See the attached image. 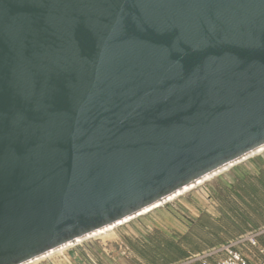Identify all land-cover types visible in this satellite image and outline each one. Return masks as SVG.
Here are the masks:
<instances>
[{"label":"water","instance_id":"water-1","mask_svg":"<svg viewBox=\"0 0 264 264\" xmlns=\"http://www.w3.org/2000/svg\"><path fill=\"white\" fill-rule=\"evenodd\" d=\"M263 146L264 0H0V264Z\"/></svg>","mask_w":264,"mask_h":264},{"label":"rangeland","instance_id":"rangeland-1","mask_svg":"<svg viewBox=\"0 0 264 264\" xmlns=\"http://www.w3.org/2000/svg\"><path fill=\"white\" fill-rule=\"evenodd\" d=\"M261 155L249 160L251 166L247 163L235 166L225 175L205 183L162 207L157 214L167 215L170 220L183 221L184 227L178 225L183 232L190 225L191 227L187 232V236L191 238L188 239L189 243L192 242V235L190 234L201 239L205 238V240L214 239L199 229L198 226L201 227L203 224L211 226L212 222L214 223L213 220H216L212 215L217 213L216 210L230 219L233 216L230 213L232 209L244 211V213L249 211L252 214L247 217L250 224H254L256 227L263 226V217L253 212L252 209L258 205L256 204L257 201L258 203L264 201V176L261 177V180H256L257 173L261 168H264V153ZM251 196H254V199L250 198ZM155 214L152 212L143 218H139V220L117 228L109 235L84 242L80 246L54 254L33 264H132L127 254L122 255V263L119 262L117 242L131 238L133 236L130 231L131 228L134 230L150 228L151 231L153 230L152 232H155L156 227H167L161 222L162 218L166 219V217L163 216L161 219V215L156 218L151 217ZM142 219L146 221H141ZM145 224L149 225L146 227ZM236 226L239 232L249 230L245 225L236 223ZM226 228V237L228 232L232 234L231 238L237 236L233 228L229 230L228 227Z\"/></svg>","mask_w":264,"mask_h":264},{"label":"crops","instance_id":"crops-1","mask_svg":"<svg viewBox=\"0 0 264 264\" xmlns=\"http://www.w3.org/2000/svg\"><path fill=\"white\" fill-rule=\"evenodd\" d=\"M264 172V168H261L257 173V177H260ZM216 210V209H215ZM214 213L216 220H213L211 227H218L220 229L218 235L207 234L214 238L213 240H205L192 235V242H185V235H187L190 225L186 227L183 232L180 227H184L183 221L169 219L167 215L155 214L151 217L156 218L161 215V222L167 227H156V231L152 232L148 229L134 230L131 228L132 237L125 239V241L117 242L119 252H117L118 260L122 263V255L127 254L128 259L132 264H203V261L215 262L218 257L210 256L207 254L213 249H218L231 238V233L228 232L226 237V216L225 214L216 210ZM197 219V218H196ZM218 219V220H217ZM142 219L141 221H143ZM146 221V220H144ZM149 224H145L147 227ZM179 225V226H178ZM230 228L228 227V230ZM187 239H191L187 236ZM263 243L264 240H261ZM185 250L187 254L185 255ZM117 262V260H116ZM118 263V262H117ZM129 264V263H128Z\"/></svg>","mask_w":264,"mask_h":264},{"label":"bare ground","instance_id":"bare-ground-1","mask_svg":"<svg viewBox=\"0 0 264 264\" xmlns=\"http://www.w3.org/2000/svg\"><path fill=\"white\" fill-rule=\"evenodd\" d=\"M263 153H264V146L259 148V149H257V150H255V151H253V152H251L250 154L242 157L241 159H239V160H237V161H235L233 163H230L229 165L219 169L218 171H215L214 173L206 176L205 178H202L197 183L191 184V185L185 187L184 189H181L179 192H177V193H175L173 195H170L164 201L158 202L155 205H153V206H151V207L139 212L138 214L130 216V217L126 218L125 220H122V221H120V222H118L116 224H113V225H110L108 227H105V228H103V229H101V230H99L97 232H94V233H92V234H90L88 236H85V237H83V238H81V239H79L77 241L69 243V244H67V245H65L63 247H60V248H58L56 250H53V251H51V252H49L47 254H44V255H42V256H40L38 258H35V259L27 262L26 264H33V263L39 262V261H41L43 259H46V258H49V257L53 256L54 254L63 252L65 250H69V249L77 247V246H80L84 242H88L90 240L109 235L110 233L114 232V230H116L117 228H119L121 226H124L126 224H129L132 221L139 220V218H143L144 216L149 215L152 212L159 213L158 210L161 209L162 207L174 202L178 198H180V197L186 195L187 193L199 188L200 186L204 185L205 183L210 182V181L214 180L217 177L225 175L229 170H231L235 166L241 165L243 163H247L248 165H250V161L249 160L251 158H255L256 156H260Z\"/></svg>","mask_w":264,"mask_h":264},{"label":"built area","instance_id":"built-area-1","mask_svg":"<svg viewBox=\"0 0 264 264\" xmlns=\"http://www.w3.org/2000/svg\"><path fill=\"white\" fill-rule=\"evenodd\" d=\"M261 240H264V225L213 249L207 256L218 259L212 263L204 260L203 264H264V242Z\"/></svg>","mask_w":264,"mask_h":264},{"label":"trees","instance_id":"trees-1","mask_svg":"<svg viewBox=\"0 0 264 264\" xmlns=\"http://www.w3.org/2000/svg\"><path fill=\"white\" fill-rule=\"evenodd\" d=\"M264 176V172L261 173V176L260 177H257V181L261 180V177ZM256 197V196H255ZM250 198L254 199V196H251ZM258 204L255 208L253 207V212H256L257 214H259L260 216L263 217L264 219V201H261L258 203ZM248 213H244V211H237V210H234L232 209L231 210V214L233 215L231 218L233 219H230V218H227L226 217V227H229L230 229L233 228V230H235L237 236L233 237L232 239L244 234L245 232H248V231H252V230H256L260 227H256V225H251L249 220L247 219V217L250 215H252L249 211H247ZM249 216V217H250ZM236 223L240 224V225H245L247 228H249V230L247 231H238L237 229V226H236ZM196 227V226H195ZM199 229H201L202 231H206L207 234H212V235H218L219 234V231L220 229L218 227H211V226H206V225H202L201 227L198 226ZM227 230V228H226ZM232 235V234H231ZM231 239V240H232ZM189 240L187 239V235L185 236V242L187 243ZM187 254L186 250H185V255Z\"/></svg>","mask_w":264,"mask_h":264}]
</instances>
